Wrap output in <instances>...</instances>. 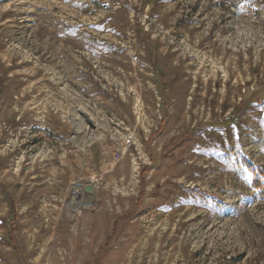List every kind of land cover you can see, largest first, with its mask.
<instances>
[{
    "label": "rangeland",
    "instance_id": "obj_1",
    "mask_svg": "<svg viewBox=\"0 0 264 264\" xmlns=\"http://www.w3.org/2000/svg\"><path fill=\"white\" fill-rule=\"evenodd\" d=\"M255 176L264 0H0V264H264Z\"/></svg>",
    "mask_w": 264,
    "mask_h": 264
},
{
    "label": "bare ground",
    "instance_id": "obj_2",
    "mask_svg": "<svg viewBox=\"0 0 264 264\" xmlns=\"http://www.w3.org/2000/svg\"><path fill=\"white\" fill-rule=\"evenodd\" d=\"M81 117L83 118V119H87L88 121H90V116L84 111V110H82L81 112ZM79 134V132L78 133H76L75 134V139H76V141L78 142V143H81V137L78 135ZM83 134V133H82ZM83 136V135H82ZM83 141V140H82ZM79 189V191H80V193L78 194V196L77 197H73L74 196V194L76 193V195H77V190ZM85 191H87L86 190V188H85ZM91 191H92V189H91ZM90 191V192H91ZM82 195H83V197H82ZM87 196H85L84 195V192H83V190L80 188V186H77V185H75V186H73V195H72V199H70L69 200V202H68V206H69V209H70V211H73L74 209H75V207H76V209H80V207L81 206H83V204H87L86 202L84 203L83 202V199H85V200H87V201H89V202H91L92 200H91V197L93 198V195L92 194H86ZM89 195V196H88ZM78 198V199H77ZM82 202H83V204H82ZM75 209V210H76Z\"/></svg>",
    "mask_w": 264,
    "mask_h": 264
},
{
    "label": "trees",
    "instance_id": "obj_3",
    "mask_svg": "<svg viewBox=\"0 0 264 264\" xmlns=\"http://www.w3.org/2000/svg\"><path fill=\"white\" fill-rule=\"evenodd\" d=\"M243 165H244L245 167H248V166H249V165H248L246 162H244V161H243ZM253 186H254L255 188H257V189L260 191V193H264V190L262 189V186L259 184V179H258L257 176H255L254 179H253ZM261 190H262V191H261Z\"/></svg>",
    "mask_w": 264,
    "mask_h": 264
},
{
    "label": "water",
    "instance_id": "obj_4",
    "mask_svg": "<svg viewBox=\"0 0 264 264\" xmlns=\"http://www.w3.org/2000/svg\"><path fill=\"white\" fill-rule=\"evenodd\" d=\"M86 190H87V191H91L90 186H87V187H86Z\"/></svg>",
    "mask_w": 264,
    "mask_h": 264
}]
</instances>
